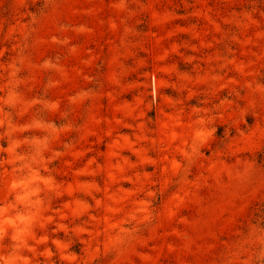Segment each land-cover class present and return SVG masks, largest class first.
Segmentation results:
<instances>
[{"label": "rangeland", "instance_id": "obj_1", "mask_svg": "<svg viewBox=\"0 0 264 264\" xmlns=\"http://www.w3.org/2000/svg\"><path fill=\"white\" fill-rule=\"evenodd\" d=\"M0 264H264V0H0Z\"/></svg>", "mask_w": 264, "mask_h": 264}]
</instances>
